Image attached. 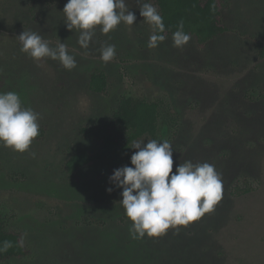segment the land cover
Returning a JSON list of instances; mask_svg holds the SVG:
<instances>
[{
  "label": "rangeland",
  "instance_id": "rangeland-1",
  "mask_svg": "<svg viewBox=\"0 0 264 264\" xmlns=\"http://www.w3.org/2000/svg\"><path fill=\"white\" fill-rule=\"evenodd\" d=\"M67 2L0 0V92H17L40 114L39 135L25 153L0 145V217L29 251L3 264H264V0H228V31L204 45L191 37L179 49L172 37L148 48L145 2L125 0L133 26L121 23L108 34L98 27L87 50L65 26ZM23 30L52 47L64 42L76 68L21 52ZM105 44L116 49L107 64L99 58ZM94 70L106 75L103 93L89 89ZM124 95L165 97L177 112L173 172L191 161L214 164L221 174L222 199L178 231L130 237L122 189L98 194L116 165L91 164L73 179L66 173L73 153L97 148Z\"/></svg>",
  "mask_w": 264,
  "mask_h": 264
},
{
  "label": "clouds",
  "instance_id": "clouds-1",
  "mask_svg": "<svg viewBox=\"0 0 264 264\" xmlns=\"http://www.w3.org/2000/svg\"><path fill=\"white\" fill-rule=\"evenodd\" d=\"M139 8L143 22L151 27L147 47L155 49L167 39L163 17L150 3H143ZM63 13L67 30L79 32L78 44L85 50L98 27L101 33L108 34L121 23L131 27L136 20L125 0H68ZM16 39L21 45L20 51L36 62L48 58L58 61L67 71L77 66L67 45L58 38L55 47L33 31L23 30ZM190 39L181 19L172 33L173 47L182 48ZM100 53V60L107 64L115 58V45H102ZM39 119V113L22 105L17 92H0V145L25 153L39 135ZM144 141H133L131 166L115 169L109 177V183L122 189L119 204L130 223V237L135 240L162 236L170 228L178 231L198 220L214 209L223 191L222 177L214 164L185 161L173 172L172 144L167 139L147 140L146 144ZM112 190L106 189L109 193ZM11 246L10 241H4L0 252Z\"/></svg>",
  "mask_w": 264,
  "mask_h": 264
},
{
  "label": "trees",
  "instance_id": "trees-1",
  "mask_svg": "<svg viewBox=\"0 0 264 264\" xmlns=\"http://www.w3.org/2000/svg\"><path fill=\"white\" fill-rule=\"evenodd\" d=\"M152 3L163 17L167 37H172L176 25L181 19L184 22L185 33L190 34L198 45H204L228 31L223 21L222 11L228 0H144ZM264 56V47L261 49ZM107 86L106 75L100 70L90 74L89 89L95 93H103ZM258 98L264 102V83ZM179 128V116L165 97L148 100L144 97L130 95L121 96L115 110L109 116L104 126V132L97 137V148L94 151L81 150L73 153L65 163L66 173L75 178L77 172L91 164L112 163L117 169L130 163L134 149L133 141L155 139L170 143L176 138ZM109 183L98 194L108 196ZM97 195H92L97 200ZM4 241H10L12 246L5 252H0V264L29 254L26 246L21 243V235L7 231L4 219L0 217V246Z\"/></svg>",
  "mask_w": 264,
  "mask_h": 264
}]
</instances>
